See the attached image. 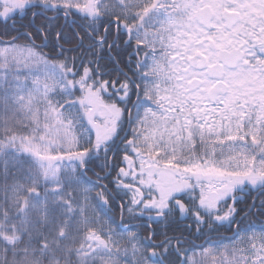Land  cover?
Instances as JSON below:
<instances>
[{
  "label": "snow or ice",
  "instance_id": "1",
  "mask_svg": "<svg viewBox=\"0 0 264 264\" xmlns=\"http://www.w3.org/2000/svg\"><path fill=\"white\" fill-rule=\"evenodd\" d=\"M250 216L264 0H0V264H264Z\"/></svg>",
  "mask_w": 264,
  "mask_h": 264
},
{
  "label": "flooded vegetation",
  "instance_id": "2",
  "mask_svg": "<svg viewBox=\"0 0 264 264\" xmlns=\"http://www.w3.org/2000/svg\"><path fill=\"white\" fill-rule=\"evenodd\" d=\"M251 220H252V222L255 225V229H259L260 230L261 223L264 222V217L254 216V219H251Z\"/></svg>",
  "mask_w": 264,
  "mask_h": 264
},
{
  "label": "trees",
  "instance_id": "3",
  "mask_svg": "<svg viewBox=\"0 0 264 264\" xmlns=\"http://www.w3.org/2000/svg\"><path fill=\"white\" fill-rule=\"evenodd\" d=\"M89 175H91V174H89ZM251 219H254V216H250V217H249V220L252 221ZM246 222H247V221H246ZM246 224H247V223H246ZM222 231H223V230H222ZM229 234H230V233H228V235H229Z\"/></svg>",
  "mask_w": 264,
  "mask_h": 264
},
{
  "label": "rangeland",
  "instance_id": "4",
  "mask_svg": "<svg viewBox=\"0 0 264 264\" xmlns=\"http://www.w3.org/2000/svg\"><path fill=\"white\" fill-rule=\"evenodd\" d=\"M256 230V229H255ZM256 231H259V230H256ZM224 243H228L227 241H224Z\"/></svg>",
  "mask_w": 264,
  "mask_h": 264
}]
</instances>
